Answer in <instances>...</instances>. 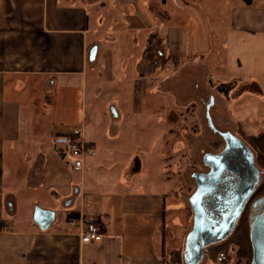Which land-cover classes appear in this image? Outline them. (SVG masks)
<instances>
[{"label": "crops", "instance_id": "crops-1", "mask_svg": "<svg viewBox=\"0 0 264 264\" xmlns=\"http://www.w3.org/2000/svg\"><path fill=\"white\" fill-rule=\"evenodd\" d=\"M80 1L87 0H0V264H166L164 230L172 210L164 191H137L130 187L137 182L134 176L119 174L112 182L125 189L95 193L84 189L86 160L85 165L76 161L70 164L79 172V187L61 163L64 153L58 143L72 133L67 131L69 121L64 120L65 114L69 115L64 103L76 101L79 107L71 113L79 124H72L82 128L95 149L99 139L88 136L90 131L87 135L85 130L99 114L97 100L91 97L87 104L86 96L98 91L100 79L114 83V72L125 63L140 71V75L129 78V99L121 100L123 107L128 103L129 113L123 109L125 116L132 118L148 112L144 110L147 102H156V95L149 92L162 80L157 74L162 71L159 63L146 54L150 35L120 32L104 36L102 43L99 37L91 36L90 18ZM239 1L243 4L233 7L234 27L225 37L227 74L263 82L264 51L255 52L254 45L264 41V7H256L254 0ZM137 2L140 5L142 1ZM132 13L150 33L153 22L147 19L151 15L148 9L142 6L129 11V16ZM236 13L239 17L235 20ZM246 41L254 44L249 52L243 47ZM166 51L171 57L187 56L185 29H174ZM150 67L158 71L148 72ZM110 71L111 79L107 76ZM29 85L33 90L38 85L43 88L39 108L33 107ZM54 92L59 94L49 95ZM110 103L115 121H121L114 98ZM149 118L150 128H156L160 122L154 121L155 116ZM110 130L117 135L120 127L113 123ZM5 162L10 166L6 175ZM17 166L23 167L22 175L16 174ZM101 178L95 173L91 180L95 183ZM78 194V211L68 215L66 222L56 224L55 211L46 206L44 198L54 197L70 205ZM34 202L53 213L45 228L17 218L20 204L31 214ZM80 217L102 224V240L80 242L79 226L70 223Z\"/></svg>", "mask_w": 264, "mask_h": 264}, {"label": "rangeland", "instance_id": "rangeland-1", "mask_svg": "<svg viewBox=\"0 0 264 264\" xmlns=\"http://www.w3.org/2000/svg\"><path fill=\"white\" fill-rule=\"evenodd\" d=\"M137 1L139 0H87L84 3L80 1V5H84L90 18L91 36L99 37V40L104 43L103 37L106 35H117L120 32L129 31L143 32L147 37L150 35L151 45L146 54L162 66L164 65V70L157 72L162 79L158 81L160 85L158 84L154 90H151L152 92H149L153 96L156 95V102L148 103L146 101L147 106L144 110L148 112L143 113L139 118L125 116L123 109L125 108L126 114L129 113L128 103L125 102L124 107L121 103L123 98L128 100L131 95L129 78L140 75L137 68L133 69L127 63L121 68L118 67L119 70L114 72V83L110 84L109 81L104 82L103 79H100L98 91L87 94V104L91 97L96 98L99 114H97L94 124L90 128L87 126L85 133L88 135L90 131L88 136H93L96 141L99 139L100 142L97 141L95 145V156L86 158V168L83 170L85 172L84 189H91L95 193L122 190L125 188L118 186L112 180H116L119 174L123 176L131 174L137 179V182L130 185L132 189L164 191L170 199L168 205L172 210L168 212L169 218L165 221V259L167 263L173 261L170 264H184L178 253H172L177 248H182L183 251L186 235L191 229L193 213L188 198L193 191L194 182L190 173L205 170L200 160L202 155L200 148L211 149L212 142L216 140L214 136H210L211 139H209V133H206L207 129L203 118V96L205 97L207 93L213 95L217 103V107L213 109L214 117L225 128L238 130L244 137V134L264 131V80L258 82L257 79L238 78L233 83L235 88L232 91H222V87L233 80L227 74V39L225 37L226 32L234 27L232 23L233 7L241 4V1L141 0L140 5ZM254 2L256 7H264V0H254ZM142 6L143 9L147 8L151 14L149 15L151 17H147V19L151 18L149 22H153L150 33L146 29L143 30V25H139L134 13L130 16L128 14L129 11L132 12ZM237 16L239 17V14L236 13L235 20ZM176 28L185 29L186 54L189 57L177 69L178 73L173 69L172 63H162L159 54L160 52L164 56L168 55L167 42ZM151 33H154L155 36H152ZM253 45L246 41L243 47L249 52ZM254 47L255 52H257L256 50L264 51V41ZM239 49L238 43V51ZM139 60L141 61V59ZM107 73L111 79L113 72ZM242 81L244 83H241ZM241 85H246V87H241ZM42 89L40 85L35 90L31 85L27 86V90H32L34 94L33 107L39 108L42 105L39 99L43 96ZM177 93L178 97L175 95ZM56 94L59 92L49 93L51 96ZM188 95H193L195 101L198 99L199 101L188 105L184 102ZM238 95H240L239 98ZM113 98L116 102L115 105L122 113L121 121H117V119L115 121L113 117L114 112L112 103H110ZM63 106L66 113L69 114L67 116L65 114L63 117L65 121H69L70 126L67 127L69 128L67 131L71 133L74 128L72 123L79 124V120L76 121L75 118H72L71 111L76 110L79 106L75 100L66 102ZM115 115L118 113L115 112ZM152 116L156 117L155 122L156 120L160 122L153 129L149 124L151 122L149 117ZM113 123L120 127V132L117 135L111 133L110 126ZM203 135H205V139ZM206 140L211 145L210 147L205 143ZM54 144L56 145L55 142ZM59 146L64 153L61 163L67 167L73 183L79 187V172L73 171L70 165L75 161L79 163V160L71 153L68 142L58 143ZM136 159L141 163L139 171L134 170ZM23 171L22 166L16 167L17 175H22ZM9 172L10 166L5 162L4 174ZM95 173L102 178L94 183L91 178L95 176ZM123 176L121 179H124ZM79 196V194L74 196L70 205H63V202L60 203L54 197L44 198L46 206L55 211L56 221L58 219L56 224L66 222L68 215L78 211ZM36 208H40V205L34 202L30 214L26 206L20 204L17 217L19 222H35L33 214ZM245 230L249 231L248 228ZM231 241L233 242V240ZM219 248L223 249L218 250ZM210 249L213 250L210 251ZM247 251V258H240L235 247H231L229 244L218 245L214 248H207L204 251V257L197 264H251V251L249 249ZM218 252H225L227 256L225 262L218 263L216 261Z\"/></svg>", "mask_w": 264, "mask_h": 264}, {"label": "flooded vegetation", "instance_id": "flooded-vegetation-1", "mask_svg": "<svg viewBox=\"0 0 264 264\" xmlns=\"http://www.w3.org/2000/svg\"><path fill=\"white\" fill-rule=\"evenodd\" d=\"M157 67H161L162 71L164 70L161 64H158ZM147 71L156 73L158 69L155 71L153 67H150ZM169 80H167V82H170ZM175 95L178 97V93ZM203 98V118L205 128L207 129L206 133H209V139H211L210 136H214L216 140L212 142V146L209 145L208 140H206L205 143L208 144L209 147L211 146V149L200 148V151L202 152L200 160L205 170L190 173L194 182V188L191 195L196 190V181L193 174H207L211 171V165L215 169L217 168L219 170H222V167H224L222 175H220L219 182L217 183V189L203 199V207L214 224L212 226L213 228H217L220 225L223 227L224 224L226 225L232 217H235L236 219L234 220L233 218L234 223L231 227V231L226 235V237L214 244L210 243L208 248L229 244L231 247L236 248L238 255V227L242 224H246L250 231L251 224L255 223L256 219L264 213V192H260L258 188L261 183L264 182V170L260 169L257 164L256 152L253 147L243 138L238 130H233L232 128L227 127L225 128V126L214 117L213 109L217 107L214 96L207 93V95L205 97L203 96ZM185 100L186 101L184 102L188 103V105L195 104V102L199 101V99L195 101L193 95H188V97L186 96ZM207 105H209L208 112L212 121V126L209 125L206 118ZM228 133H231L237 139L239 138L241 143L238 142V145L233 144L228 147L227 141L223 136V134ZM203 138L205 139V135H203ZM203 138L201 137V139ZM207 154L215 156H211L208 159L206 157V161L204 156ZM256 171H258L260 175V181L255 189L252 190V187L250 186H252V183L255 181L254 177H256ZM250 189L252 190L251 192H249ZM239 206L240 209L238 210ZM46 217L48 216L44 214L38 215L39 220H44ZM208 238L209 237H207L206 240H208ZM212 238L214 237H210L209 240ZM231 240H233L234 243ZM250 246L252 258L253 252L251 241ZM260 257L264 260V254L260 255Z\"/></svg>", "mask_w": 264, "mask_h": 264}, {"label": "water", "instance_id": "water-1", "mask_svg": "<svg viewBox=\"0 0 264 264\" xmlns=\"http://www.w3.org/2000/svg\"><path fill=\"white\" fill-rule=\"evenodd\" d=\"M244 2H249L250 0H243ZM94 55L90 56V59H93ZM209 105L206 106V118L208 120L209 125L212 126V121L208 112ZM114 112V109H113ZM227 141V146H231L233 144L241 143L240 139L234 137L231 133L223 134ZM227 147V148H228ZM226 148V149H227ZM226 151V150H225ZM211 156L207 154L204 156L206 160ZM207 161V160H206ZM224 167H222V170ZM135 171L140 170V160L136 159ZM222 170L215 169L211 165V171L207 174H193V177L196 181V190L189 197L190 207L193 213V223L191 229L188 231L184 248L182 251V260L184 264H197L202 260L205 255L204 249L208 248L210 243L214 244L217 241L226 237V235L231 231V227L234 223L235 217H232L227 224L222 227L221 225L216 227H212L214 224L209 218L203 207V199L212 194L213 191L217 189V183L219 182L220 175H222ZM254 182L252 183V190L255 189L257 184L260 181V175L258 171H256V177H254ZM251 189L249 192L252 191ZM240 206L238 207V210ZM239 212V211H238ZM44 214L46 217L44 220H39L38 215ZM34 221L40 225V227H47L53 219V213L42 210L41 208H36L34 211ZM234 218V220H233ZM226 223V222H225ZM207 237H214L212 239L206 240ZM249 238L252 244V258L251 264H264V260L260 257V255L264 254V213L256 219V222L251 224L249 231Z\"/></svg>", "mask_w": 264, "mask_h": 264}, {"label": "trees", "instance_id": "trees-1", "mask_svg": "<svg viewBox=\"0 0 264 264\" xmlns=\"http://www.w3.org/2000/svg\"><path fill=\"white\" fill-rule=\"evenodd\" d=\"M161 62L162 63H172L173 69L177 70L180 66L183 65V63H185L189 57H171L169 55H163L161 54ZM162 65V64H161ZM164 66V65H163ZM162 66V67H163ZM238 78H233V80L231 82H229L228 84L224 85V87H222V91L223 92H227V91H232L235 88V85L233 84L235 81H237ZM240 83V82H239ZM241 83H244V81H242ZM240 83V84H241ZM241 87H246V85H241ZM221 89V88H220ZM246 90V89H244ZM242 130V129H240ZM243 131V130H242ZM240 131L242 134L243 132ZM254 149V151L256 152V159H257V164L259 166L260 169L264 170V131L259 132V133H255V134H244L243 137ZM65 140L68 142L70 140H74V136H66ZM260 192H264V182L261 183V185L258 187ZM246 228H248V226H245V224H242L241 226L238 227V236H239V240H238V254L239 256H241L240 258H247V253H248V249L249 251H251V246H250V240H249V231L246 232ZM249 229V228H248ZM223 248H219L218 250H222ZM213 249H210V251ZM178 253V255L180 256V258L182 259V248L181 249H176L173 251L172 254H176ZM215 257V256H214ZM170 262L173 261H169Z\"/></svg>", "mask_w": 264, "mask_h": 264}, {"label": "built area", "instance_id": "built-area-1", "mask_svg": "<svg viewBox=\"0 0 264 264\" xmlns=\"http://www.w3.org/2000/svg\"><path fill=\"white\" fill-rule=\"evenodd\" d=\"M71 136L74 140L68 141L71 153L78 158L79 163H83L87 157H92L96 154L95 149L90 145L89 141L82 131V128H74ZM70 223L79 226V239L82 243H93L102 240L103 226L99 221H86L82 217L71 219ZM206 251V249H204ZM227 256L225 252H218L216 261L218 263L225 262Z\"/></svg>", "mask_w": 264, "mask_h": 264}]
</instances>
